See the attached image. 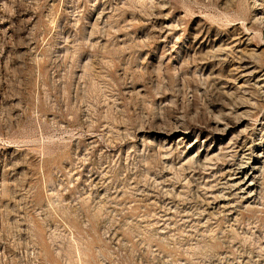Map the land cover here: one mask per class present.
Wrapping results in <instances>:
<instances>
[{
  "label": "rangeland",
  "instance_id": "1",
  "mask_svg": "<svg viewBox=\"0 0 264 264\" xmlns=\"http://www.w3.org/2000/svg\"><path fill=\"white\" fill-rule=\"evenodd\" d=\"M0 264H264V0H0Z\"/></svg>",
  "mask_w": 264,
  "mask_h": 264
}]
</instances>
